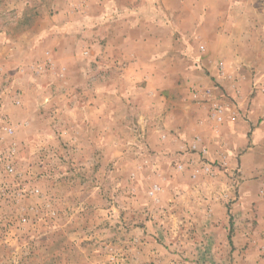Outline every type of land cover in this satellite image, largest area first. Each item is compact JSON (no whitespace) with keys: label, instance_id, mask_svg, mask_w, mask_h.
<instances>
[{"label":"rangeland","instance_id":"rangeland-1","mask_svg":"<svg viewBox=\"0 0 264 264\" xmlns=\"http://www.w3.org/2000/svg\"><path fill=\"white\" fill-rule=\"evenodd\" d=\"M0 264H264V0H0Z\"/></svg>","mask_w":264,"mask_h":264},{"label":"crops","instance_id":"crops-1","mask_svg":"<svg viewBox=\"0 0 264 264\" xmlns=\"http://www.w3.org/2000/svg\"><path fill=\"white\" fill-rule=\"evenodd\" d=\"M57 83V78L55 79ZM51 90V89H50ZM53 90V89H52ZM55 92L56 91V87L54 89ZM68 91V90H67ZM65 90V93L67 92ZM120 91V90H119ZM119 91H114L113 92V97L117 98L119 97L118 94H120ZM24 95V94H23ZM65 95H68L67 93ZM78 101L76 100L74 105H71L73 102V98H75V96H70V100L67 99L68 102H66V112L69 113V116L67 118V126H64L66 130V135L68 134L70 137V141L69 144L73 145L78 141L79 136H81V140L84 138L86 140L87 144H90L91 146H93V143H95V145L97 146V149H99L100 147L103 148L104 145V128H105V121H106V103L104 101L105 98V93L104 91L100 90L99 88H96L95 92L92 91H82L80 94L77 95ZM76 96V98H77ZM124 97H128L126 94L123 95ZM94 98V99H93ZM51 99V98H50ZM71 101V102H70ZM48 107L54 109L53 110V115L54 118L51 119V122H54L53 126L56 125L57 122V115H58V110L56 109L57 104H54L50 102L47 104ZM128 107V106H126ZM129 108V107H128ZM77 114V117H74V115ZM116 114H113V119H114V123L115 121L117 122V120L115 119ZM40 121L44 122L46 118H44L42 115H40ZM95 118V121H94ZM47 121V120H46ZM45 121V122H46ZM51 122H49V127H51ZM52 126V127H53ZM120 124L118 123L116 127H119ZM52 127L50 129H52ZM115 128V124L113 126ZM96 130V135L95 137H90L92 138L93 142L89 141V137H88V132H91L92 130ZM116 129V128H115ZM71 130V131H70ZM80 130V134L78 135L77 131ZM72 131H75L76 134L74 135ZM74 132V133H75ZM54 137L57 138V135L54 134ZM76 146V144H75Z\"/></svg>","mask_w":264,"mask_h":264},{"label":"built area","instance_id":"built-area-1","mask_svg":"<svg viewBox=\"0 0 264 264\" xmlns=\"http://www.w3.org/2000/svg\"><path fill=\"white\" fill-rule=\"evenodd\" d=\"M7 131L10 132V133L12 132L11 129H8ZM3 171L5 172V174H7L9 176L10 175H15L14 167L11 165L10 162H6V164L3 167ZM34 192L38 193V190L36 189V190H34Z\"/></svg>","mask_w":264,"mask_h":264}]
</instances>
